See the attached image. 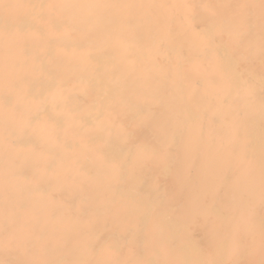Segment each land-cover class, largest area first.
Returning <instances> with one entry per match:
<instances>
[{
	"label": "bare ground",
	"instance_id": "obj_1",
	"mask_svg": "<svg viewBox=\"0 0 264 264\" xmlns=\"http://www.w3.org/2000/svg\"><path fill=\"white\" fill-rule=\"evenodd\" d=\"M0 264H264V0H0Z\"/></svg>",
	"mask_w": 264,
	"mask_h": 264
}]
</instances>
